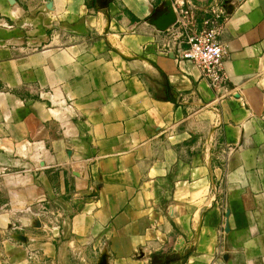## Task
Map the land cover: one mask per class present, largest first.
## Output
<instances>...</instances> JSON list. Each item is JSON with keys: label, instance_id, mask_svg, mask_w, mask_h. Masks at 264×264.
I'll return each instance as SVG.
<instances>
[{"label": "crops", "instance_id": "1", "mask_svg": "<svg viewBox=\"0 0 264 264\" xmlns=\"http://www.w3.org/2000/svg\"><path fill=\"white\" fill-rule=\"evenodd\" d=\"M217 1L0 0V264H264V0L217 90L155 26Z\"/></svg>", "mask_w": 264, "mask_h": 264}, {"label": "built area", "instance_id": "2", "mask_svg": "<svg viewBox=\"0 0 264 264\" xmlns=\"http://www.w3.org/2000/svg\"><path fill=\"white\" fill-rule=\"evenodd\" d=\"M229 15L225 0L202 10L184 6L177 13L175 32L170 34L184 45L180 58L192 61L214 90L228 82L224 65L229 53L220 43V35Z\"/></svg>", "mask_w": 264, "mask_h": 264}, {"label": "water", "instance_id": "3", "mask_svg": "<svg viewBox=\"0 0 264 264\" xmlns=\"http://www.w3.org/2000/svg\"><path fill=\"white\" fill-rule=\"evenodd\" d=\"M177 22V15L174 10H170L167 14H164L159 21L155 23L156 28L165 32L174 26Z\"/></svg>", "mask_w": 264, "mask_h": 264}]
</instances>
